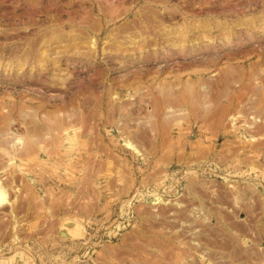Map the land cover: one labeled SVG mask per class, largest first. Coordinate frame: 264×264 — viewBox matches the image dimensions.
<instances>
[{
    "label": "rangeland",
    "instance_id": "rangeland-1",
    "mask_svg": "<svg viewBox=\"0 0 264 264\" xmlns=\"http://www.w3.org/2000/svg\"><path fill=\"white\" fill-rule=\"evenodd\" d=\"M201 79L209 94L227 80L264 95V0H0V264H264L263 154L245 178L181 170L249 185L250 208L233 210L244 224L207 223L203 189L171 202L186 199L184 172L174 194L135 187L150 162L131 145L157 121L147 105ZM103 95L123 111H90ZM115 164L122 193L104 188Z\"/></svg>",
    "mask_w": 264,
    "mask_h": 264
},
{
    "label": "crops",
    "instance_id": "crops-1",
    "mask_svg": "<svg viewBox=\"0 0 264 264\" xmlns=\"http://www.w3.org/2000/svg\"><path fill=\"white\" fill-rule=\"evenodd\" d=\"M180 84L179 88L168 92L163 90L162 98L154 99L152 104L147 105V111L155 114L157 120L155 132L147 134V145L136 142L131 146L135 151L133 157L138 160L137 153L140 152L141 158L150 162V166L138 177L139 184H131V187L139 186L138 190L149 194L150 190L165 181L162 184L166 186L164 190L174 194L176 186L174 188L172 177L184 172L187 174V183L183 188L186 199L181 196L171 202H196V193L203 189L207 202L217 210L210 211L207 223L244 224V215L233 210L250 208L249 185L229 182L213 184L199 180L201 173L188 174L181 170L212 163L227 180L235 176L249 177L251 160L264 155V95H247L241 89H233L227 80L213 83L210 94L206 93L202 79L196 81L192 92L188 91L186 82ZM216 91L217 94H214ZM106 98L103 95L102 105H96L90 111H109L113 114L123 111L118 104H106ZM252 152L254 157L251 156ZM234 161H240L241 168L236 169ZM104 173H108L104 174L105 190L122 193L129 187L130 181L126 180L125 186L123 184L124 175L119 165L115 164L114 171L107 167ZM97 179L90 176V180ZM78 190L89 204L98 207V196L89 195L84 185ZM152 205L153 202H150L147 207L151 208ZM220 208L227 210L225 221L219 220ZM207 255L212 259L217 253L211 249ZM30 263L21 259L18 264Z\"/></svg>",
    "mask_w": 264,
    "mask_h": 264
},
{
    "label": "bare ground",
    "instance_id": "bare-ground-1",
    "mask_svg": "<svg viewBox=\"0 0 264 264\" xmlns=\"http://www.w3.org/2000/svg\"><path fill=\"white\" fill-rule=\"evenodd\" d=\"M1 192H2V190H1ZM0 194L3 195V193H0ZM4 197H5V196H4ZM4 197H2V196L0 195V205L4 204V201H5V200L3 201V198H4Z\"/></svg>",
    "mask_w": 264,
    "mask_h": 264
}]
</instances>
